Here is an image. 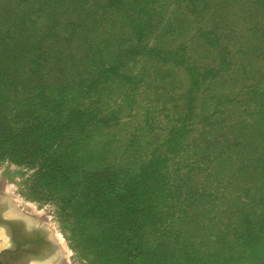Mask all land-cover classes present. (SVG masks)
Masks as SVG:
<instances>
[{
  "label": "rangeland",
  "instance_id": "rangeland-1",
  "mask_svg": "<svg viewBox=\"0 0 264 264\" xmlns=\"http://www.w3.org/2000/svg\"><path fill=\"white\" fill-rule=\"evenodd\" d=\"M0 202L40 263L264 264V0H0Z\"/></svg>",
  "mask_w": 264,
  "mask_h": 264
},
{
  "label": "flooded vegetation",
  "instance_id": "flooded-vegetation-1",
  "mask_svg": "<svg viewBox=\"0 0 264 264\" xmlns=\"http://www.w3.org/2000/svg\"><path fill=\"white\" fill-rule=\"evenodd\" d=\"M7 208L0 203V226L9 236V243L0 248V263L32 264L54 250L55 244L48 232L40 229L45 228L43 225L29 226L28 219L7 216Z\"/></svg>",
  "mask_w": 264,
  "mask_h": 264
},
{
  "label": "bare ground",
  "instance_id": "bare-ground-1",
  "mask_svg": "<svg viewBox=\"0 0 264 264\" xmlns=\"http://www.w3.org/2000/svg\"><path fill=\"white\" fill-rule=\"evenodd\" d=\"M19 212H17V209L13 206V208L10 209V211L7 212V216H17ZM27 219V218H26ZM32 219L28 218V222H30ZM32 223V222H30ZM56 259V258H55ZM20 260V259H19ZM63 260V259H62ZM65 261V260H64ZM32 264H60V262L56 259V260H52V261H45V262H34ZM63 264V263H62Z\"/></svg>",
  "mask_w": 264,
  "mask_h": 264
},
{
  "label": "water",
  "instance_id": "water-1",
  "mask_svg": "<svg viewBox=\"0 0 264 264\" xmlns=\"http://www.w3.org/2000/svg\"><path fill=\"white\" fill-rule=\"evenodd\" d=\"M1 203V202H0ZM4 203V202H3ZM2 204V203H1ZM40 229H42V230H46L47 232H48V229H46V228H43V227H40ZM52 242H54L53 240H52ZM54 244H56L55 242H54ZM0 264H2V263H0Z\"/></svg>",
  "mask_w": 264,
  "mask_h": 264
}]
</instances>
